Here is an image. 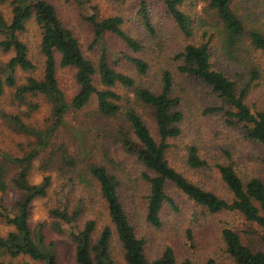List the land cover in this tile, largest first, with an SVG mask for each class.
I'll return each instance as SVG.
<instances>
[{"label": "rangeland", "instance_id": "1", "mask_svg": "<svg viewBox=\"0 0 264 264\" xmlns=\"http://www.w3.org/2000/svg\"><path fill=\"white\" fill-rule=\"evenodd\" d=\"M56 7L64 25L72 30L79 39L85 55L95 64L103 52L101 44L108 50L110 64L118 71L133 76L136 86L143 85L153 91H160L162 72L167 68L172 71V95L181 98L178 109L184 114L181 121L182 133L168 139L167 159L191 180L213 190L219 195L230 198V191L221 179L217 162L233 158L246 166L251 173L264 179V164L259 158L257 144L245 135L243 123L235 122L228 115L230 105L214 92L201 79L181 73L175 58L176 51L189 42H200L213 32L211 26L218 21L214 11L208 9L207 0H188L185 9L199 22L195 27V36L187 38L176 28L172 17L166 13L161 0H149V10L156 27L153 36L142 25L137 16L140 0H50ZM193 2V3H192ZM190 3V4H189ZM235 10L248 21L255 22L264 29V0H234ZM0 10L5 18L12 16L10 0L0 2ZM97 15L99 19L122 16L123 28L144 45L138 55L146 59L150 68L147 74L140 75L134 63L128 57H137L127 44L118 36L107 33L103 42L95 43V35L88 16ZM249 26V25H248ZM208 30L207 37H203ZM19 37L29 47V56L35 67L31 70L18 69V84L28 77L41 79L44 75L45 57L41 51L42 30L34 19L27 23V28L19 32ZM4 39L0 35V41ZM245 43H248L247 41ZM213 65L225 71L236 81L238 92L248 89L246 102L252 109L264 108V55L254 50L249 43L244 45L237 59L221 54L217 38L211 42ZM14 51H4L0 47V61L7 62ZM57 78L67 101L79 90L76 81L77 69L61 65V54L56 52ZM257 69H256V68ZM258 76L252 80L253 72ZM255 74V73H254ZM98 88H105L99 75L96 76ZM115 90L122 96L120 110L113 116H104L98 108L97 96H92L82 109L72 107L65 114L64 122L51 136L47 145L41 146L38 134L22 131L16 127L11 117H19L29 128L45 131L53 123L52 104L43 94H27L23 100L16 96V87H5L0 96V155L22 158L37 151L32 159L29 180L40 183L44 176L51 175L52 185L47 196L36 198L31 205L30 226L33 231L41 230L46 244L54 243L56 259L59 264H78L76 243L71 238V230L76 225L83 228L88 220L96 221L92 234V244L97 242L106 226L112 231L110 253L115 262H124L125 251L116 232V226L110 218L106 201L103 199L97 180L90 173L92 164L104 165L120 180L119 194L127 215L136 229V233L146 241V252L150 258L159 256L167 246H172L183 259L188 254L201 262L208 255H216L229 263L221 250L218 238L221 228L230 224L239 228L244 238L264 249V242L258 234L261 230L240 217L219 213L206 215L204 209L168 181L166 191L171 195L176 207L166 204L163 207L161 227L149 224L145 218L149 185L143 178V172L149 170L137 158L129 154L121 142V129H129L126 112L134 109L140 113L157 136V128L152 109L137 101L135 87L128 88L121 84ZM221 107L219 111L206 112L207 108ZM196 145L206 166L191 167L188 164L187 149ZM230 152L231 156L225 153ZM20 170L19 163H9L10 177ZM23 191L12 181L6 192H0V200L15 212L16 203L22 198ZM67 203L70 212L79 211V216L72 224L59 221L51 210ZM197 214V215H196ZM198 217V218H197ZM251 228V229H249ZM257 231H256V230ZM14 226L6 222L0 213V234L7 235ZM253 231V234L245 231ZM4 264H45L29 256L11 257L1 255Z\"/></svg>", "mask_w": 264, "mask_h": 264}, {"label": "trees", "instance_id": "2", "mask_svg": "<svg viewBox=\"0 0 264 264\" xmlns=\"http://www.w3.org/2000/svg\"><path fill=\"white\" fill-rule=\"evenodd\" d=\"M9 0H0L7 3ZM178 29L187 38L195 36V27L198 21L188 12L184 4L188 0H161ZM190 1V0H189ZM208 9L214 11L218 21L216 25L201 22L204 26H211L213 32L208 38L200 42H189L175 53L180 64L177 69L186 75L201 79L230 105L228 115L235 122L243 123L246 137L257 144L259 158L264 164V108L252 109L246 102L247 90H237L236 81L225 71L213 65L211 42L217 38L221 47V54L237 59L245 44L264 55V29L255 22H250L240 15L233 6L234 0H207ZM12 16L5 18L0 10V47L14 55L7 62L0 61V96L4 94L5 87H16V96L23 100L27 94H43L52 104L53 123L47 130L35 131L24 124L19 117H11L16 127L22 131L37 133L41 146L47 145L57 128L63 124L65 114L72 107L79 110L84 108L92 96L98 99V108L102 115L113 116L120 110L119 102L122 96L115 90L119 84L133 88L137 101L149 106L154 114L157 135L143 116L134 109L126 112L129 129H121V142L124 149L135 156L148 170L143 172V178L149 185V194L146 202V221L155 227H161L163 221L161 213L166 204L176 207L174 198L166 191L168 181L185 193L194 202L195 206L204 209L206 215L219 213L240 217L252 225L258 226V231L264 242V179L241 165L233 158L217 162L221 179L230 191V198L223 197L213 190L191 180L185 173L178 170L167 159L169 148L168 139L177 137L182 133L181 121L184 114L178 109L181 98L172 95V71L164 68L162 72L161 89L156 92L152 89L138 85L133 76L116 70L109 60L105 44H101L103 52L95 65L84 53L81 43L71 29L66 27L60 19L56 7L50 0H10ZM193 3V2H192ZM190 4V3H189ZM137 16L144 28L153 36L156 27L153 22L149 0H140ZM34 19L42 30L41 51L45 57L44 75L41 79L28 77L27 81L18 84L17 70H31L35 67L29 56V47L19 37V32L27 28L29 20ZM93 27L95 43L103 42L107 33H112L122 39L137 57H128L137 68L140 75H145L150 68L146 59L138 53L142 52L144 45L124 28L122 16H111L99 19L97 15L88 16ZM249 25V26H248ZM205 30L203 37H207ZM248 43H245V42ZM56 52L61 54L63 67L73 66L77 69L76 81L79 90L72 98L71 103L59 86L57 78ZM256 68V67H255ZM257 69V68H256ZM255 73V74H254ZM99 75L105 88H98L96 76ZM258 76L257 70L253 72L252 80ZM221 107L207 108L206 112L219 111ZM37 151L29 153L22 158H12L7 154L0 155V192H6L9 183L23 191L22 198L16 203L15 212L0 200V213L6 222L14 226V230L7 235L0 234V256L10 255L18 257L29 256L45 264H59L56 259L54 243L46 244L41 230L33 231L30 226L31 205L39 197L47 196L52 185L51 175L44 176L40 183L29 180L32 159ZM188 164L200 168L208 164L196 145L187 149ZM228 156L230 152L225 151ZM19 163L20 170L10 177L9 163ZM90 173L97 180L100 192L107 203L111 220L116 226V232L125 251L124 262H115L110 253V240L112 231L106 226L95 244H92V234L96 229V221L88 220L83 228L77 225L71 230V238L76 243V260L78 264H264V249L244 238L242 230L234 228L227 222L220 230L218 242L222 253L229 263L219 259L216 255H208L201 262L189 254L179 259L176 250L167 246L163 252L150 258L146 252V241L136 233L119 194L120 180L112 174L106 166L92 164ZM51 214L59 221L73 223L79 216V211L70 212L68 204L57 206ZM197 215V214H196ZM198 218V217H197ZM251 229V228H249ZM256 230V229H255ZM257 231V230H256ZM250 235L253 231H245ZM0 264H4L0 262Z\"/></svg>", "mask_w": 264, "mask_h": 264}]
</instances>
